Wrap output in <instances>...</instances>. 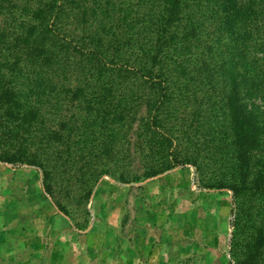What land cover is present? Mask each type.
<instances>
[{"label":"trees","instance_id":"trees-1","mask_svg":"<svg viewBox=\"0 0 264 264\" xmlns=\"http://www.w3.org/2000/svg\"><path fill=\"white\" fill-rule=\"evenodd\" d=\"M0 163L68 217L191 167L231 193L230 263L264 264V0H0Z\"/></svg>","mask_w":264,"mask_h":264},{"label":"rangeland","instance_id":"rangeland-1","mask_svg":"<svg viewBox=\"0 0 264 264\" xmlns=\"http://www.w3.org/2000/svg\"><path fill=\"white\" fill-rule=\"evenodd\" d=\"M231 201L179 167L130 184L104 176L87 215L68 217L40 171L0 163V264H232Z\"/></svg>","mask_w":264,"mask_h":264}]
</instances>
